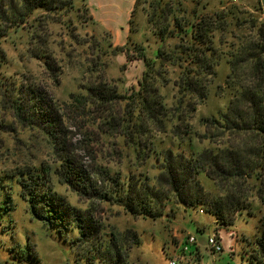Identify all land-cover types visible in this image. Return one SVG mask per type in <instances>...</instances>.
I'll return each mask as SVG.
<instances>
[{
	"label": "trees",
	"instance_id": "16d2710c",
	"mask_svg": "<svg viewBox=\"0 0 264 264\" xmlns=\"http://www.w3.org/2000/svg\"><path fill=\"white\" fill-rule=\"evenodd\" d=\"M76 1L0 0V38L41 21L40 12L57 18L70 13ZM81 2L87 9V0ZM141 3L136 0L126 44L115 47L128 61L144 63L137 92L126 97L106 82L94 83L87 95L71 94L67 115L40 87L20 83L9 93L15 116L44 130L56 159L54 166L41 162L0 177V218L5 209H13L16 183L33 217L61 232L77 263L139 264L132 262L131 252L141 238L133 229L107 232L93 204L76 207L55 191L53 175L79 197L121 206L134 217L157 219L173 201L202 208L229 227L250 211L252 196L264 203V22L254 20L257 30L246 38L240 35L243 12L235 4L220 2L213 8L208 0H192L194 7L188 9L184 0H145L147 23L159 41L153 59L134 40L140 29L133 19ZM222 65L228 73L218 83ZM168 86L176 91L170 105L161 93ZM214 96L227 98L225 108L202 115L203 132L194 130L200 106ZM69 113L74 118L95 114L100 137H121L138 165L157 163L156 180L138 173L139 167L124 177L102 167L89 172L70 138ZM169 133L180 141L177 148L157 145L155 138ZM188 138L209 145L194 149L188 143L186 148ZM254 243L252 253L241 257L247 264H264V222Z\"/></svg>",
	"mask_w": 264,
	"mask_h": 264
},
{
	"label": "rangeland",
	"instance_id": "374dc122",
	"mask_svg": "<svg viewBox=\"0 0 264 264\" xmlns=\"http://www.w3.org/2000/svg\"><path fill=\"white\" fill-rule=\"evenodd\" d=\"M141 1L133 19L135 26L140 29L134 40L143 43L145 55L155 59L159 41L147 23L145 8L148 7L143 3L145 0ZM258 1L261 2L223 1L235 4L242 10L240 35L243 37L248 38L256 32L254 20L258 18L257 22H264V10H259ZM75 5L74 10L60 14L58 18L40 12L41 21L32 20L24 29L12 31L7 37L0 38V177L24 166H39L41 162L54 166L53 161L56 159L44 130L37 125L23 123L15 116L9 93H13L16 84L24 83L44 89L65 115V104L70 103L71 94L87 95V87L91 84L106 82L126 97L139 89L138 81L145 71L143 61H128L125 53L115 49L126 44L131 32L126 38L122 31L105 30V25L93 20L91 9L82 7L81 0H77ZM184 5L188 9L194 7L192 0H184ZM210 6L219 8L220 4ZM122 9V15L117 16V19L124 22L127 15ZM96 13L99 17L98 11ZM123 22L120 24L118 21L120 29L127 27ZM227 73L228 67L222 65L217 82L222 83ZM3 90L7 91L6 95ZM161 93L167 104L175 101L173 86L162 87ZM226 100V97L214 96L207 104L200 106L192 120L194 130L203 132L200 117L224 109ZM95 116L91 113L74 118V114L69 113L70 120H67L70 138L79 155L85 158L89 172L102 167L124 177L139 167L138 173H146L156 180L159 173L157 163L150 161L149 164L138 165L134 155H128L129 150L121 137H100L94 125ZM166 122L169 121L166 119ZM171 136V133L158 135L155 138L157 145L162 142V146L177 148L180 141L173 140ZM187 140L186 148L188 143L194 149L209 145L207 140L203 143L196 138ZM204 180L207 187H214L209 180ZM52 181L55 191L74 206L86 209L93 204L98 209L99 218L104 220L107 232L135 230L140 235L141 244L132 250L131 260L139 264H170L171 259L178 254L172 249V243L179 242L173 235L178 230L175 224L177 219L183 220L186 210H189L193 220L197 216L213 218L217 225L215 235L218 236V231L222 230L225 240H232V247L238 248L239 255L245 254L246 257L252 253L255 238L260 234L264 222V203L256 195L250 198V211L243 212L233 225L226 227L220 226L216 218L202 208L187 207L173 201L169 203L165 214L157 219L134 217L121 206L79 197L54 175ZM13 186V209H5L0 218V264H84L85 261L77 263L71 245L61 232L33 217L29 204L20 196V186L16 183ZM261 187L264 191V182ZM193 220L192 223H195ZM193 225L196 232V226ZM202 237L207 239L208 232Z\"/></svg>",
	"mask_w": 264,
	"mask_h": 264
},
{
	"label": "crops",
	"instance_id": "0c3cea01",
	"mask_svg": "<svg viewBox=\"0 0 264 264\" xmlns=\"http://www.w3.org/2000/svg\"><path fill=\"white\" fill-rule=\"evenodd\" d=\"M208 1L212 4H217L225 0ZM135 3L136 0H87L86 2L87 6L91 9L93 20L96 23L105 25V30L108 31H122L125 33L126 38L128 37L130 31L129 21L131 19L132 11L135 7ZM261 3L262 9L264 10V0H261ZM122 8H124L127 15L124 22L122 19H117V16L122 15ZM97 11L99 13V17H97ZM118 21H120V24H122V22L126 23L127 27L125 29H120V24H118ZM124 43L120 45H123ZM202 217L203 216H197L193 220L189 210H186L184 216L182 217L183 220L178 221L179 219H177V224L175 225L178 226V230H176L173 235L178 238L179 242L175 241V243H172V249H175L174 253L176 254L181 252L182 248L187 245L189 246L191 252H196L192 263L188 264H247L242 259L241 254L239 255L238 248L234 249L232 247L234 246L233 241L231 240V242H227L225 240V235L223 234L222 230L218 231V237L221 242L223 251L219 254H215L211 251L208 246V239L210 236L216 234V221L213 218ZM192 220L195 223H192ZM193 224H195L196 226V232H194L193 230ZM176 232H178V234H176ZM205 232H208L207 239L202 237V234H204ZM189 236L196 237V244L192 246L187 244Z\"/></svg>",
	"mask_w": 264,
	"mask_h": 264
},
{
	"label": "built area",
	"instance_id": "2783aa9c",
	"mask_svg": "<svg viewBox=\"0 0 264 264\" xmlns=\"http://www.w3.org/2000/svg\"><path fill=\"white\" fill-rule=\"evenodd\" d=\"M188 245H194L196 244V237L195 236H189L187 240ZM208 246L211 249V251L215 254H219L223 251L221 242L219 240V237L217 235H212L208 239ZM196 255L195 251H190L189 246H185L182 248L181 252L175 255L170 261V264H188L192 263L194 257Z\"/></svg>",
	"mask_w": 264,
	"mask_h": 264
}]
</instances>
